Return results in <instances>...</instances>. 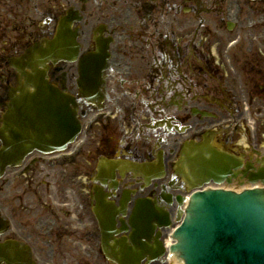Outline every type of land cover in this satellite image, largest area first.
Wrapping results in <instances>:
<instances>
[{"label": "flooded vegetation", "instance_id": "1", "mask_svg": "<svg viewBox=\"0 0 264 264\" xmlns=\"http://www.w3.org/2000/svg\"><path fill=\"white\" fill-rule=\"evenodd\" d=\"M222 5L234 19L236 0H0V130H7L11 99L24 86L10 60L51 38L65 10L81 13V56L97 45L109 53L99 69L100 106L112 118L89 132L88 149L71 164L48 168L39 159L26 174L7 168L0 179L7 225L0 242L27 246L26 264H104L94 254L100 240L91 215L100 157L147 161L159 149L176 150L182 136L175 141L173 132L193 128L203 112L211 120L228 115L231 92L260 109L264 2L244 5L241 25L250 28L243 33L229 30ZM77 73V63L58 62L47 78L74 94Z\"/></svg>", "mask_w": 264, "mask_h": 264}, {"label": "water", "instance_id": "2", "mask_svg": "<svg viewBox=\"0 0 264 264\" xmlns=\"http://www.w3.org/2000/svg\"><path fill=\"white\" fill-rule=\"evenodd\" d=\"M64 24H62V27ZM71 45L67 43L64 39L57 40L54 44H50L45 51L37 53V57L34 55L29 58L27 66L29 68H36L37 66H43L48 58H65L67 60L73 59L76 55V52L73 54L70 53ZM53 59V60H54ZM29 83L39 86L35 93L31 97L26 99L31 100H48L54 99V96L50 94L48 90L43 88L41 81L37 75H32L29 77ZM58 108V107H57ZM50 109V108H49ZM72 124L74 126V132H76L75 126L76 122L74 118L72 119ZM205 145V144H204ZM203 145H192L189 150H185L184 162L187 167V174L185 175L186 182L189 187L200 186L201 184L208 182L212 179L215 183L221 182L223 179H227V182H230V178L227 176L230 175L232 178H235L237 175V169L240 166V163L237 162L234 158H228L227 156H222L218 153L208 152L204 149ZM189 151V152H187ZM249 169H246L242 172V177H247L250 182L260 180L264 182V170H259L256 174L249 173ZM229 189V188H228ZM247 189V188H241ZM239 189V190H241ZM237 191V190H236ZM137 204V207L134 211V214L131 218V224L133 226V235L132 242L134 244L133 248H122L119 251L120 262L122 264H140L141 260L146 256L150 255V259L153 258V254L156 256L153 249H148L146 244L141 243L139 240L140 229L142 232H146L148 228H153L151 222L153 218L159 221L160 226H165L168 224L167 217L163 213L154 211L150 206L146 204ZM158 215H156V214ZM215 224L221 225L220 219L215 217ZM135 223L137 226H135ZM221 228H225L224 225H221ZM221 241L230 243V240H227L224 236H220ZM232 240V239H231ZM220 248V245H217ZM262 250L259 251H249L242 249L241 251H231L228 250L221 261L225 264H257L264 261V256L261 254ZM161 251H159V254ZM113 256H118V254H113ZM246 259V261H244Z\"/></svg>", "mask_w": 264, "mask_h": 264}, {"label": "bare ground", "instance_id": "3", "mask_svg": "<svg viewBox=\"0 0 264 264\" xmlns=\"http://www.w3.org/2000/svg\"><path fill=\"white\" fill-rule=\"evenodd\" d=\"M249 187H251V185L245 184V185H242L240 188H249Z\"/></svg>", "mask_w": 264, "mask_h": 264}]
</instances>
